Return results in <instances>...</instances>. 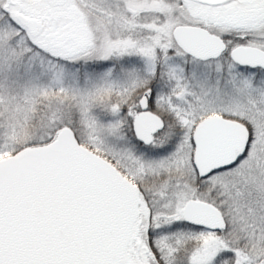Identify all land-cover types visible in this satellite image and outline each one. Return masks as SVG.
I'll return each instance as SVG.
<instances>
[{"label":"snow or ice","instance_id":"1","mask_svg":"<svg viewBox=\"0 0 264 264\" xmlns=\"http://www.w3.org/2000/svg\"><path fill=\"white\" fill-rule=\"evenodd\" d=\"M0 264H264V0H0Z\"/></svg>","mask_w":264,"mask_h":264}]
</instances>
